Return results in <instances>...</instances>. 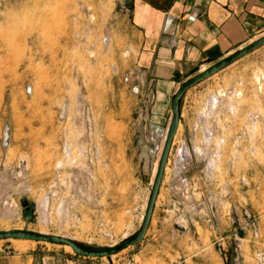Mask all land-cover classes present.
Returning a JSON list of instances; mask_svg holds the SVG:
<instances>
[{
    "label": "rangeland",
    "instance_id": "374dc122",
    "mask_svg": "<svg viewBox=\"0 0 264 264\" xmlns=\"http://www.w3.org/2000/svg\"><path fill=\"white\" fill-rule=\"evenodd\" d=\"M133 2L0 0V231L102 249L139 230L165 138L146 130ZM179 109L140 244L87 258L1 239L0 264H264V45Z\"/></svg>",
    "mask_w": 264,
    "mask_h": 264
},
{
    "label": "crops",
    "instance_id": "0c3cea01",
    "mask_svg": "<svg viewBox=\"0 0 264 264\" xmlns=\"http://www.w3.org/2000/svg\"><path fill=\"white\" fill-rule=\"evenodd\" d=\"M132 10L141 38L136 70L153 97L150 137H165L171 94L185 80L249 44L264 27V0H134Z\"/></svg>",
    "mask_w": 264,
    "mask_h": 264
},
{
    "label": "water",
    "instance_id": "95a60500",
    "mask_svg": "<svg viewBox=\"0 0 264 264\" xmlns=\"http://www.w3.org/2000/svg\"><path fill=\"white\" fill-rule=\"evenodd\" d=\"M264 45V35L255 39L253 42L240 47L237 51L226 55L224 58L217 60L212 63L211 66L205 68L202 71L197 72V74L183 82L171 95L169 109H171V117L169 122L168 130L165 134V140L161 149V155L158 160L157 170L153 178V184L149 194V200L145 207V213L141 222L139 230L132 235L129 239L124 242L118 243L116 245L106 247V248H90L84 247L76 241H71L70 239L63 236H53L48 234H40L32 231L22 230V229H12V230H1V239H22L26 241H38V242H50L54 244H63L71 248L72 253L77 256L82 257H110L115 255L117 252L129 248L134 245L140 244L145 237V234L149 228L150 221L154 213V207L158 198V192L162 185V178L166 169V164L170 155L171 146L176 136L179 126H180V101L182 100L184 93L197 86L200 82H203L212 77V75L218 73L219 71L226 69L227 66L231 65L235 61L239 60L241 57L254 52L257 48ZM25 206V203H24ZM32 208L26 207L24 212V217L29 219L32 216Z\"/></svg>",
    "mask_w": 264,
    "mask_h": 264
},
{
    "label": "bare ground",
    "instance_id": "6f19581e",
    "mask_svg": "<svg viewBox=\"0 0 264 264\" xmlns=\"http://www.w3.org/2000/svg\"><path fill=\"white\" fill-rule=\"evenodd\" d=\"M205 69V67H202L201 68V71L202 70H204ZM179 129H180V127H179ZM179 131V130H178ZM176 137V136H175ZM174 137V138H175ZM163 143H164V141H163ZM163 143H162V145H161V147L159 148V151H158V153H159V157H160V155H161V149H162V146H163ZM157 159V158H156ZM159 159V158H158ZM155 161V160H154ZM157 163V162H156ZM155 168H154V174L156 173V170H157V165L155 164V166H154ZM153 174V173H152ZM63 236V235H62ZM26 241V240H25ZM65 248H66V250L68 251V252H72L71 251V248L69 247V246H67V245H65Z\"/></svg>",
    "mask_w": 264,
    "mask_h": 264
}]
</instances>
